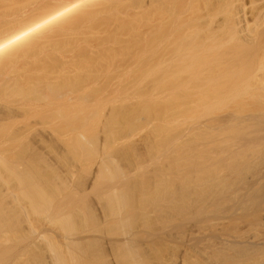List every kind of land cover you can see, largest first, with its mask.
<instances>
[{
  "label": "bare ground",
  "instance_id": "1",
  "mask_svg": "<svg viewBox=\"0 0 264 264\" xmlns=\"http://www.w3.org/2000/svg\"><path fill=\"white\" fill-rule=\"evenodd\" d=\"M225 1L228 3L0 0V178L7 174L20 182L28 181L25 178L31 176L17 177L19 174L8 160L29 152L24 143L37 139L39 128L57 139L66 138L75 126L93 128L101 123L102 111L115 107L119 95L133 87L123 83L124 78H150L156 73L153 63L192 62L202 57L205 60L209 52L206 48L229 42L228 37L219 33L232 28L237 16L218 21L213 31L207 29V23L204 25L208 17L223 10ZM240 16L241 23L247 22L248 17L244 21ZM254 24L257 25L247 22L238 26L247 29ZM175 75L173 72L171 77ZM153 112L154 120L160 121L168 119L171 113L168 109L153 111L144 107L125 113V123L118 126L112 121L107 125V138L114 139L124 131L132 133L143 117H151ZM195 119L182 132L180 169L171 171L181 175L183 214L195 216V229L191 230L189 240L205 241L210 244L208 249L214 246L238 264H264V187L258 183L259 178H264V166L250 175L254 161L264 157V108L242 104L227 112ZM89 137L94 142L91 144H95L96 135ZM111 159H107L105 170L118 175L121 169ZM34 190L24 192V196L40 204L39 211L49 213L42 206L45 196ZM261 191L258 208L254 200ZM121 192L116 199L123 206L129 191ZM209 203L222 205L227 212L242 211L246 219L235 228L236 224L226 216L218 217L204 228L198 217ZM66 219L53 217L52 221L63 223L70 230V219ZM219 229L226 231L219 233ZM52 244L49 249L56 264L71 263L62 248ZM28 264H34L33 260Z\"/></svg>",
  "mask_w": 264,
  "mask_h": 264
},
{
  "label": "rangeland",
  "instance_id": "2",
  "mask_svg": "<svg viewBox=\"0 0 264 264\" xmlns=\"http://www.w3.org/2000/svg\"><path fill=\"white\" fill-rule=\"evenodd\" d=\"M233 1H225L223 12L219 10L204 21L212 31L218 21L230 16H237L233 21H238L235 27L219 33L228 37L225 45L206 48L210 55L201 48L209 58L153 63L156 73L150 78L123 79L133 87L119 95L115 107L102 111L100 124L93 128L75 126L63 139L53 138L39 128V137L24 143L29 152L8 160L19 174L17 177L27 175L31 179L20 182L7 174L0 178V221L7 223L0 225V257L5 258H0V264L32 260L34 264H56L49 249L52 243L62 248L66 259L72 257L67 264L239 263L214 246L208 249L210 244L205 241L189 240L195 216L183 214L181 175L171 172L180 169L182 132L199 119L196 117L227 112L242 104L264 108V0H244L245 4L243 0ZM243 5L247 10L242 9ZM257 8L262 11L257 12ZM239 16L257 25L247 29L238 26L247 23H241ZM173 72L177 75L171 77ZM143 107L153 111L168 109L171 113L161 121L154 120V112L151 117L142 116L134 132L107 138L105 128L109 123L114 121L119 126L125 123V113ZM92 133L97 138L93 145L89 139ZM110 158L121 169L118 175L105 170ZM263 166L264 157L256 159L250 175ZM259 180L264 187V178ZM33 188L45 196L42 206L49 213L39 211L40 204L39 207L24 196ZM123 189L129 192L121 206L116 197ZM262 193L254 200L258 208ZM63 216L70 219V226L66 225L70 230L52 221L53 217ZM223 216L236 224L235 228L246 219L242 211L227 212L216 203L206 204L198 218L207 228Z\"/></svg>",
  "mask_w": 264,
  "mask_h": 264
}]
</instances>
